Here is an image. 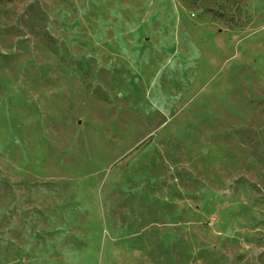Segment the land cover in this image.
Here are the masks:
<instances>
[{
	"label": "rangeland",
	"instance_id": "rangeland-1",
	"mask_svg": "<svg viewBox=\"0 0 264 264\" xmlns=\"http://www.w3.org/2000/svg\"><path fill=\"white\" fill-rule=\"evenodd\" d=\"M0 264H264V0H0Z\"/></svg>",
	"mask_w": 264,
	"mask_h": 264
}]
</instances>
